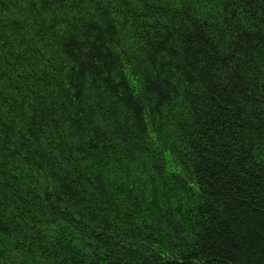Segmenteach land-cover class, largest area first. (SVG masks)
<instances>
[{
  "label": "trees",
  "instance_id": "obj_1",
  "mask_svg": "<svg viewBox=\"0 0 264 264\" xmlns=\"http://www.w3.org/2000/svg\"><path fill=\"white\" fill-rule=\"evenodd\" d=\"M0 264H264V0H0Z\"/></svg>",
  "mask_w": 264,
  "mask_h": 264
}]
</instances>
